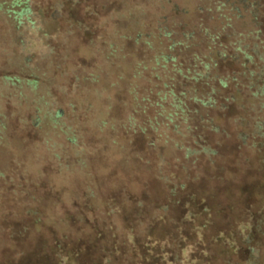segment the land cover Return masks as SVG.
Returning a JSON list of instances; mask_svg holds the SVG:
<instances>
[{
	"label": "rangeland",
	"instance_id": "rangeland-1",
	"mask_svg": "<svg viewBox=\"0 0 264 264\" xmlns=\"http://www.w3.org/2000/svg\"><path fill=\"white\" fill-rule=\"evenodd\" d=\"M196 2L0 0V264H264L256 100L190 102L188 135L167 118L180 86H162L157 34Z\"/></svg>",
	"mask_w": 264,
	"mask_h": 264
},
{
	"label": "trees",
	"instance_id": "trees-1",
	"mask_svg": "<svg viewBox=\"0 0 264 264\" xmlns=\"http://www.w3.org/2000/svg\"><path fill=\"white\" fill-rule=\"evenodd\" d=\"M193 9L195 14L203 16L189 14L187 20L180 23L179 31L164 27L159 28L157 34L158 38L165 37L169 42L166 51L155 57L160 64L159 69L163 71L162 78L165 79L162 86H180L177 94L172 89L163 94V98L165 94H169L171 112L167 118L171 122L173 116H179L185 124V135H188L194 123L205 121L197 109L190 108V102L204 109L225 108L236 97L243 101L245 95L250 94L256 100L250 104V112L255 114L253 122H250L251 136L254 139H264V0H206L204 4L196 2ZM28 12V6H24L19 15L27 16ZM134 37L141 39L143 34L139 31ZM148 39L149 34L144 35L146 43H150ZM177 47L179 50L175 54L174 49ZM187 48H192L193 51L189 55H182ZM183 57L189 64L186 69L183 61H179ZM218 61L231 63L239 70L226 69L224 73H217ZM198 83L206 87L207 91L201 93L195 86ZM229 87L228 93L222 94L221 91ZM208 121L212 122L211 119ZM233 123L243 126L250 124L244 117L233 118ZM174 127L178 128L176 124ZM211 127L217 129L214 125ZM238 137L245 143L244 133ZM192 139L195 140L193 135ZM187 150L197 153L194 148ZM53 245L57 252L61 251L59 241ZM185 249L181 248L177 260L183 256ZM57 264L61 262L58 261Z\"/></svg>",
	"mask_w": 264,
	"mask_h": 264
}]
</instances>
